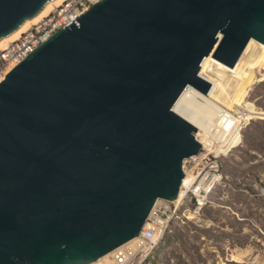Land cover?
Listing matches in <instances>:
<instances>
[{
    "label": "water",
    "instance_id": "95a60500",
    "mask_svg": "<svg viewBox=\"0 0 264 264\" xmlns=\"http://www.w3.org/2000/svg\"><path fill=\"white\" fill-rule=\"evenodd\" d=\"M52 0H0V38ZM264 44V0H100L0 81V264H90L174 200L202 150L173 106L209 54Z\"/></svg>",
    "mask_w": 264,
    "mask_h": 264
},
{
    "label": "rangeland",
    "instance_id": "374dc122",
    "mask_svg": "<svg viewBox=\"0 0 264 264\" xmlns=\"http://www.w3.org/2000/svg\"><path fill=\"white\" fill-rule=\"evenodd\" d=\"M263 98L264 81L250 91V100L264 109ZM246 122L228 154L210 153L197 166L186 165L192 175L207 176L205 182L219 178L201 208L187 196L180 212L195 218L181 215L171 224L155 250L157 264H264V120Z\"/></svg>",
    "mask_w": 264,
    "mask_h": 264
},
{
    "label": "bare ground",
    "instance_id": "6f19581e",
    "mask_svg": "<svg viewBox=\"0 0 264 264\" xmlns=\"http://www.w3.org/2000/svg\"><path fill=\"white\" fill-rule=\"evenodd\" d=\"M62 1H48L36 16L24 20L9 36L1 37L0 49L8 42L17 39L23 31ZM254 46H258V50L255 51ZM199 74L215 82L209 94L206 95L189 84L173 106V110L176 113L193 123L197 128L195 136L200 142L202 150L191 156V158L195 159L194 165L204 159L202 156L206 157L210 153H213L216 157H218V154H228L241 142L240 131L244 124L248 123L246 121L255 118L264 120V109L250 100V91L253 85L264 81V44L250 39L233 67L225 65L215 59L212 54H209L201 64ZM216 135H219V138L215 141L214 137ZM188 158L183 161V182L177 197L173 200L177 205H180L186 194L185 188H189L190 183L195 178V174L192 175L186 167ZM218 178V175L211 176L202 187L199 186L200 189H203L200 193H196L200 204L204 203L207 198L206 192L210 190ZM160 202L161 200H157L155 207ZM163 202L166 205L168 203L167 201ZM182 215L187 219L195 218V215L191 214L184 213ZM133 241L134 238L124 244L132 243ZM113 251L106 253L90 264L107 263Z\"/></svg>",
    "mask_w": 264,
    "mask_h": 264
},
{
    "label": "built area",
    "instance_id": "2783aa9c",
    "mask_svg": "<svg viewBox=\"0 0 264 264\" xmlns=\"http://www.w3.org/2000/svg\"><path fill=\"white\" fill-rule=\"evenodd\" d=\"M98 1L100 0H63L23 31L17 39L8 42L0 49V81L14 66L25 59L53 33L73 23L76 17ZM262 102L264 103V98ZM194 163L195 159L190 156L186 165L193 164V167L197 166ZM199 176V173L195 175L189 188H185L186 194L180 205L175 204L173 200L157 199L161 202L156 207L155 204L153 205L139 234L134 237V241L115 248L105 264H157L154 261L155 250L164 240L167 232L170 231L171 224L184 214V212H180V207L185 204L188 199L187 196L190 195L191 198H195L196 209L201 208L203 205L199 203L196 193L203 190L199 186H203L207 176ZM163 201H167V205Z\"/></svg>",
    "mask_w": 264,
    "mask_h": 264
}]
</instances>
